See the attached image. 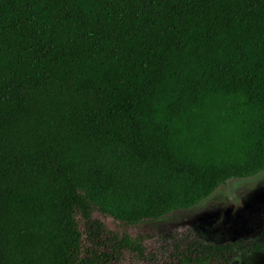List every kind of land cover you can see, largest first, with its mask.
<instances>
[{
    "label": "trees",
    "instance_id": "obj_1",
    "mask_svg": "<svg viewBox=\"0 0 264 264\" xmlns=\"http://www.w3.org/2000/svg\"><path fill=\"white\" fill-rule=\"evenodd\" d=\"M262 171L264 0H0V264H118L143 249L96 213Z\"/></svg>",
    "mask_w": 264,
    "mask_h": 264
},
{
    "label": "rangeland",
    "instance_id": "obj_2",
    "mask_svg": "<svg viewBox=\"0 0 264 264\" xmlns=\"http://www.w3.org/2000/svg\"><path fill=\"white\" fill-rule=\"evenodd\" d=\"M95 216L110 231H125L143 249L124 253L118 264H184L204 254V264H264V252L218 250L238 243L243 250L248 244L264 243V171L230 179L198 205L156 221L124 227L109 216Z\"/></svg>",
    "mask_w": 264,
    "mask_h": 264
}]
</instances>
